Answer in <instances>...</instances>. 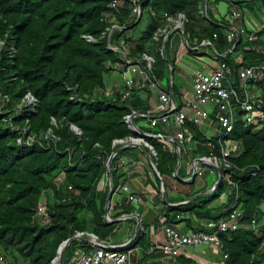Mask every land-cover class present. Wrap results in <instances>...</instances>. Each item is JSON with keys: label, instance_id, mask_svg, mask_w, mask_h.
Masks as SVG:
<instances>
[{"label": "trees", "instance_id": "16d2710c", "mask_svg": "<svg viewBox=\"0 0 264 264\" xmlns=\"http://www.w3.org/2000/svg\"><path fill=\"white\" fill-rule=\"evenodd\" d=\"M223 1L243 10L241 23L248 27L246 8L257 0H208L210 20L205 15L206 0H150L143 5L148 12L146 29L138 33L141 21L136 24L137 19H131V7L123 8L118 22L127 30L116 37L127 39L132 56L152 55L154 74L162 86L170 88L171 69L175 73L179 66L171 43L177 32L165 43V57L160 50L164 39L156 41L154 35L168 25L175 26L166 20V13L174 19L183 14L189 55L203 54L199 53L202 44L210 42L209 47L217 59L230 67L234 84L243 94L238 71L243 66L263 63L264 40L249 41L241 35L234 47L238 38L229 41L228 36L231 28L240 30L238 20L228 18L230 11L217 18L212 10V4L217 11ZM109 3L110 0H0V257L8 264H58L54 260L59 248L78 233H94L101 241L113 234L117 224H107L105 217L111 190L107 161L115 152L111 164L114 194L109 209L113 220L139 213L126 187L131 172L139 165L127 168V163L131 167L136 162L144 163L145 171L152 175L147 183H151L159 200L164 182L170 204L190 201L177 206L163 203L158 224L161 218L171 226L185 223L197 233L209 220L228 215L234 200L235 196L226 195L224 181L208 191L215 182L207 180L206 173L210 171L203 177L186 180L192 174L193 160L210 154L206 133L200 126H188L195 133L196 144L192 150H184L188 163H181L176 176L179 155L175 146L157 136L172 135L180 127L174 121L147 126V119L140 114L153 113V92L149 87L136 89L131 98L124 97L128 87L123 72L127 66L119 53L107 48V37L103 36L112 25L109 16L115 13ZM86 35L96 41L87 42ZM115 71L122 74V82L109 87L107 78ZM247 87L264 99V76L260 81H249ZM173 90L180 99L183 86L174 80ZM28 94L35 99L32 105H28ZM134 112L139 115L132 122L151 135L145 140L155 153L131 147L130 142L114 145L115 140L136 137L126 123ZM73 126L82 130V138ZM229 137L242 144L240 154L231 159V172L238 183V207L244 218L239 230L221 235L222 262L264 264V123L248 122L246 114L239 110ZM213 144L214 153L220 156L217 137ZM222 168L225 170L223 165ZM62 175L65 178L58 184ZM40 202L46 205L47 218L37 215ZM253 221L259 231L252 226ZM142 224L144 233L140 232L130 247L140 244L148 251L151 225L144 220ZM95 247L86 239L73 238L64 252V263L69 264L79 251L89 253ZM183 254L178 264H196Z\"/></svg>", "mask_w": 264, "mask_h": 264}, {"label": "built area", "instance_id": "2783aa9c", "mask_svg": "<svg viewBox=\"0 0 264 264\" xmlns=\"http://www.w3.org/2000/svg\"><path fill=\"white\" fill-rule=\"evenodd\" d=\"M147 1L149 2L150 0H110L109 3L110 8L114 10L115 13L109 16L112 25L107 28L103 36L107 37V48L119 53L127 66V69L123 72V77L128 91H126L124 97L131 98L136 89L149 87L152 90L153 113L149 111L146 114L140 115L147 119V126L152 128L156 127L159 122L168 124L170 121H174L176 126L180 127V129L172 135L160 134L157 136L173 143L178 155L181 154L182 156L186 148L192 150L195 147V133L188 126H200L206 133V146L209 147L210 154L199 156L193 160L192 174L187 176L186 180H190L192 177H203L207 171L216 174L218 180V168H220L224 171L222 182H226L228 187L226 195L235 196L228 210V215L219 219L209 220L203 225V229L197 233L185 234L175 227L163 223L162 228L166 236V241L161 246H153L152 251L162 253L164 260H166L161 261L159 264H178V257L188 248L214 246L221 249L223 246L221 235L237 231L243 225L242 220L244 215L238 207V183L231 172L234 168L231 159L240 154L242 144L240 141L230 138L229 136L234 130L239 110L246 114L248 122L258 120L264 123V99L257 94H253L247 87V83L251 80L254 82L262 80L264 76V61L259 65L249 67L243 66L239 69L238 75L242 83L241 88L243 94L234 84L230 67L227 63L220 61L209 73H204L199 69L194 70L192 73V90H183L180 99H177L173 90V80L171 79L170 88H165L154 74V57L147 53H144L142 57L132 56V50L127 46V39L125 37H116L118 32L127 30L126 25L122 26L118 22V16L122 9L131 7V19L136 18L137 24L139 20L141 21L146 11L143 5ZM263 1L264 0H257L260 8H262L264 19ZM148 10L151 15L156 17V13L151 8H148ZM164 17L167 21L174 22L175 26L170 28L168 25L159 29L154 35L156 41H160L161 38L164 39L163 47L160 49L162 54L165 50L166 41L175 31L180 34L181 43L187 47L186 40L188 39L184 37V33L181 31V29H184L186 21L185 16L179 14L178 17L174 19L166 13ZM231 18L234 20L241 19V12L233 11ZM263 29L264 22L260 29L252 31H248L246 28H241L240 30L231 28L228 38L229 41H233L238 38V34L240 33V35L245 36L249 41L264 40V34L261 36V31ZM216 36L217 35H215V37ZM84 38L90 43L96 41L89 35L84 36ZM204 44L205 46L211 45L210 42H204L202 45ZM232 50H230V52ZM214 53L216 54L215 51ZM27 98L28 105L35 103V99L31 94H28ZM133 114L134 117L139 115L136 112ZM128 117L126 123L128 122ZM149 137H151L150 134ZM215 137L219 139L221 145L220 156L214 153L216 147L213 144V138ZM133 141L134 138H130L127 141L122 139L115 140L114 145L129 142L131 144ZM146 147L152 153H155L152 146L148 144ZM222 165L225 170H229L228 173L225 172ZM152 166L154 170L157 171L155 165L152 164ZM193 174H195V176H193ZM64 178V175L60 176L57 179V183H62ZM215 183L211 187L212 190H215ZM69 189L71 190L72 187ZM128 198L134 204H138L140 201L134 194H130ZM37 215L41 218L48 217L46 205L42 202L38 204ZM252 226L259 231L256 221H253ZM83 234L84 233H78L77 235L83 236ZM92 239L94 240V246H97L96 249L89 253L80 252L69 264H134L135 248L130 247L129 243L115 246L96 243L97 240L94 237H92ZM0 263L8 264L3 257H0ZM54 263H58L57 259L54 260Z\"/></svg>", "mask_w": 264, "mask_h": 264}, {"label": "crops", "instance_id": "0c3cea01", "mask_svg": "<svg viewBox=\"0 0 264 264\" xmlns=\"http://www.w3.org/2000/svg\"><path fill=\"white\" fill-rule=\"evenodd\" d=\"M222 5L227 8V10H225L224 12H220L219 9L216 11V6L212 4V10L214 11L217 18H220L223 15H226L229 11L230 12H233V11L243 12V10L237 5L230 7L226 1H223L221 3V6ZM247 7H249V5ZM231 15H232V13L228 14V16H229L228 18L231 20H234L231 18ZM246 17H247V14H246ZM240 23H241V19L238 20L239 28L240 29L246 28L248 31L260 29L263 25V23H262L260 26L250 28L249 23L252 25L255 24V22L252 21L251 17L248 18L247 22H246L248 24L247 25L248 27H246L244 25V23H241V24ZM204 48H206V50H208V48H210V47L204 46ZM193 49L196 50L199 48H193ZM182 52H183V54H186V56L189 55L187 47ZM176 55H177V52H176ZM213 56H214V59L216 62L210 67V69H213L220 62V60L216 58L214 51H213ZM178 58L179 57L177 56V59ZM237 59L240 60L241 57H239ZM190 81L192 82L191 78H190ZM191 86H192V84H191ZM191 86L189 88H191ZM183 88H184V90L186 89V87H183ZM129 159L130 158H128V159L126 158V160L128 162L130 161ZM123 162L125 163V161H123ZM126 165H127V168H133L134 166L139 165V169L136 170V168H135V170L131 172L132 173V174H130L131 179L128 180L127 185H126V187L128 188V194H134L140 200L139 203L136 205L137 209L139 210V213L136 212V213L131 214V215H124V216H121L120 218H118L119 219L118 222L108 223V224H117V227H116L115 231L113 232V234H111L106 241H101L99 239H98V241H96V240L95 241H96V243L98 242L101 244H108V245H115V246H121L123 244H128V243L131 244L132 242H134L136 240V238L138 236V235H136L137 218L135 216V214H138L141 216L142 221L144 220V221L150 223L151 227L148 230L150 231L151 238H150V242H149L150 245H149L148 251L143 250V248L141 247L140 244L139 245H133V247L135 248V257L133 259V263L134 264H159L161 261H166V260H164L162 254H159L157 252L153 253L152 247L153 246H161L166 241V236H165L164 230L162 228L163 223H164L162 221V218L160 219L159 224L157 222V218L159 217V210L162 209V204L164 202H163L162 196H161L160 200L158 199V196H156V191L154 190L151 183H147L148 180H152V175L150 174V171H148L149 173L147 174V172L145 171L146 169H145L144 163L136 162V163H134V165L132 167L130 166L131 165L130 163H127ZM140 166H142V168ZM206 176H207V180L209 179V180H211V182L213 180L216 182V180H217L216 177L213 178L208 173H206ZM200 184H202V183H200ZM140 194H144L145 196H141ZM225 197L226 196H224V198H222L223 201L225 200ZM120 199H121V197H118V200H120ZM185 202H188V201H185ZM174 204L180 205L181 203H174ZM174 204L171 203V205H174ZM108 220L110 222L113 221V219L110 215H108ZM173 227H175L176 229H178L182 233L193 234V228H190L189 226L186 227L185 223H179V224L174 225ZM144 231H145V229H144ZM84 235H88L89 237L81 238V239L88 240V242H90L94 246V242H93L94 240L92 239V237H94L96 235L94 233H84ZM96 247H95V249H96ZM202 247L203 248H201V249L200 248H188L184 251L183 255L194 260L196 262V264H223V262H222L223 259L220 256L221 254H220L219 248H216L214 246H202ZM80 252H83V251H79L78 254Z\"/></svg>", "mask_w": 264, "mask_h": 264}, {"label": "rangeland", "instance_id": "374dc122", "mask_svg": "<svg viewBox=\"0 0 264 264\" xmlns=\"http://www.w3.org/2000/svg\"><path fill=\"white\" fill-rule=\"evenodd\" d=\"M250 4H251L249 5L250 9L246 8L247 19L251 17L252 21L255 22V24L252 25L249 23V27L252 28V27L260 26L264 22L263 11L260 8L258 2H253ZM218 7H219L218 9L220 12H224L225 10H227V8L223 5L221 6V4ZM147 25H148V12L145 11L143 19L137 26V32L140 33L143 30H145ZM180 40H181V37L178 32L174 34L171 39V43L173 47L172 50L174 53L177 52V56L179 57L178 58L179 66H178L177 71L174 73V80L176 84H180L183 87H186L185 90L191 91L192 90L191 84L193 85V81L191 82L190 78L192 79L193 71L199 69V70H202L204 73H209L211 71L210 67L216 61L213 56V51L210 48L206 50V48L203 47L201 51L199 52L203 54H199L197 56H193V55L186 56V54H183L182 52L184 51L186 47L185 45L180 43L181 42ZM107 79H108L107 80L108 86L110 87L114 83L119 84L122 82V74L115 71L111 75H109ZM190 86L191 88H189ZM187 158H188V153L187 151H184L182 155V163L184 166L188 163ZM209 175H211L213 178L216 177L214 173H210ZM209 183H211V180L209 181ZM199 248L201 249L203 247H199Z\"/></svg>", "mask_w": 264, "mask_h": 264}, {"label": "water", "instance_id": "95a60500", "mask_svg": "<svg viewBox=\"0 0 264 264\" xmlns=\"http://www.w3.org/2000/svg\"><path fill=\"white\" fill-rule=\"evenodd\" d=\"M205 15H206V18L210 20L209 18V14H208V0H206V7H205ZM140 21V20H139ZM138 21V23H139ZM218 26H222L221 24H217ZM182 33H184V37L187 39V36H186V33H185V30L184 29H181ZM241 39V35L240 33L238 34V40L237 42L235 43L234 47L238 44V42L240 41ZM186 43H187V47H189V43H188V40H186ZM202 46H205L202 45ZM201 46V47H202ZM233 47V48H234ZM200 48V47H199ZM163 55H164V52H163ZM165 57V55H164ZM169 62V61H168ZM170 78L172 80H174V70L171 69V75H170ZM134 117V114H131L129 117H128V126L129 128L132 130L133 134L136 135V137L134 138V141L129 145L131 147H138L140 148L142 151L146 152V146L148 145V142H144L145 138H148L149 137V134H147L146 132H144L143 130H141L137 125H135L133 122H132V119ZM75 128V130L77 131V133L79 134V137L82 138L83 136V132L81 129L73 126ZM117 154V152L113 153L110 158L108 159L107 161V167H108V173H109V177H110V185H111V190H110V193L108 195V198H107V203H106V217H105V222L108 224V223H115V222H118L119 219L117 220H113L112 222H110L108 220V215H109V209H110V206H111V201H112V197H113V194H114V190H113V179H112V171H111V164H112V160L114 158V156ZM148 153H147V157H148ZM182 162V156L181 154L179 155V162H178V165H177V169L175 171V174L176 176L178 175V171H179V167H180V164ZM218 173H219V178L217 180V182L215 183V189L222 183V180H223V177H224V171H222L220 168H218ZM193 176H195V174H193ZM208 191H213L212 188H209ZM196 198V196L194 197V199ZM162 199H163V202L164 204L168 205V206H171V204L169 203L168 201V198H167V193H166V189H165V183L163 182L162 183ZM190 201L188 202H183L181 204H187L189 203ZM175 206H177L176 204H174ZM136 218H137V225H136V235H138L140 232L143 233V224H142V219H141V216L138 215V214H135ZM86 237H89L88 235H84L83 236H78L76 235L75 237H73L74 239H79V238H86ZM73 238H69L68 240H66L62 245L61 247L59 248L58 250V256H57V261H58V264H65L64 263V252L66 250V248L68 247V245L71 243V241L73 240ZM94 238L98 241V238L96 236H94Z\"/></svg>", "mask_w": 264, "mask_h": 264}, {"label": "clouds", "instance_id": "9594fccd", "mask_svg": "<svg viewBox=\"0 0 264 264\" xmlns=\"http://www.w3.org/2000/svg\"><path fill=\"white\" fill-rule=\"evenodd\" d=\"M204 47V46H203ZM188 49V48H187ZM149 138V137H148ZM146 139V138H145ZM145 142H147L146 140H144ZM146 149H148L147 147H146ZM143 231V233H144V229L142 230Z\"/></svg>", "mask_w": 264, "mask_h": 264}]
</instances>
